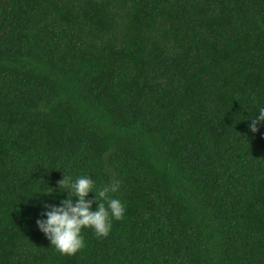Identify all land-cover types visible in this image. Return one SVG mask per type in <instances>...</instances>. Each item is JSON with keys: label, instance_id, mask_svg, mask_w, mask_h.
Listing matches in <instances>:
<instances>
[{"label": "trees", "instance_id": "trees-1", "mask_svg": "<svg viewBox=\"0 0 264 264\" xmlns=\"http://www.w3.org/2000/svg\"><path fill=\"white\" fill-rule=\"evenodd\" d=\"M260 108L264 0H0V264H264ZM66 174L125 205L74 256Z\"/></svg>", "mask_w": 264, "mask_h": 264}, {"label": "clouds", "instance_id": "clouds-1", "mask_svg": "<svg viewBox=\"0 0 264 264\" xmlns=\"http://www.w3.org/2000/svg\"><path fill=\"white\" fill-rule=\"evenodd\" d=\"M260 123H264V108L252 118L250 129L253 133L258 132ZM58 184L62 192L69 194L68 198L62 200L59 207L46 204L44 207L48 210L44 215L47 219L36 223L60 254L74 256L86 247L83 230L91 229L98 238H106L112 230L113 219L124 218L125 205L112 195L119 191V181L97 186L89 176L73 180L66 174ZM90 193L95 194V200L88 199ZM94 203L98 204L95 211L92 210Z\"/></svg>", "mask_w": 264, "mask_h": 264}]
</instances>
